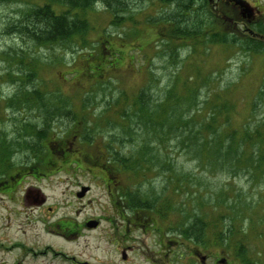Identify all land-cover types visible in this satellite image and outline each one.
I'll return each mask as SVG.
<instances>
[{
	"label": "rangeland",
	"instance_id": "1",
	"mask_svg": "<svg viewBox=\"0 0 264 264\" xmlns=\"http://www.w3.org/2000/svg\"><path fill=\"white\" fill-rule=\"evenodd\" d=\"M18 1L0 5V173L18 174L32 156L45 157L51 166L40 167L42 179L23 172L16 189L0 194L1 236L36 251L53 246L68 258L52 250L33 255L15 249L11 260L124 264L127 255L126 264H148L146 257L161 251L159 255L178 256L196 251L228 258L230 264H247L241 256L249 264H264V168L253 169L249 163L240 169L211 166L177 141L166 145V160L154 161L159 166L145 172L146 164L139 168L129 150L132 137L125 136L120 117L132 112L123 106L149 89L153 105L168 96V104L193 100L182 114L198 113L203 122H212L214 114L216 127L225 133L257 125L264 133V55L254 52L250 39L228 28L233 21L229 7L223 8L221 0H121L109 9L98 1L85 13L78 11L88 23L78 42L36 47L11 34L8 25L19 19L27 4L44 0ZM27 46L33 53L29 55L37 57L27 58L34 77L19 89L17 76L13 82L7 75H16L19 58L12 63L3 53L14 56L13 51ZM111 53L119 59L110 62ZM25 86L48 93L47 102L60 97V103H54L59 116L52 119L50 135L46 130L57 153L42 152L46 140L31 136L36 127L43 128L39 109L12 106ZM210 132L205 131L206 136ZM25 139L27 144H21ZM115 152L130 157L127 167L108 162ZM83 187L88 191L80 197ZM30 188L46 196L42 205L31 200ZM121 198L130 203L149 199L154 206L128 208L127 202L124 210ZM91 221L97 222L96 228L88 227ZM146 221L160 229L176 226L179 236H173L179 244L162 247L159 240L171 231L161 239L159 226H139ZM66 228L70 236L64 238ZM186 228L193 230L189 238L181 236L180 229Z\"/></svg>",
	"mask_w": 264,
	"mask_h": 264
},
{
	"label": "trees",
	"instance_id": "2",
	"mask_svg": "<svg viewBox=\"0 0 264 264\" xmlns=\"http://www.w3.org/2000/svg\"><path fill=\"white\" fill-rule=\"evenodd\" d=\"M13 1L16 2L18 0H0V5ZM98 1H102L109 9L113 8L114 2L121 3V0H44L41 4L29 3L27 4V9H23V11L19 12V19L8 25L9 32L11 34H18L19 37L26 39L27 42L36 47L57 43L61 44L72 40L78 42V36L84 37L85 29L88 26L85 17H80L81 14L78 11L85 13ZM182 1L187 3L188 1L192 2L194 0ZM55 5H59L60 8H62L58 9ZM196 28L197 27L194 26V32H197ZM183 35L188 34L184 33ZM82 40H84V38H82ZM27 47V49L23 48L19 51H13L14 56L13 54H9L10 52L3 53L7 58L11 56L10 61L12 63H14L16 58H19L17 64L19 70L16 72V75L10 72L7 74L13 82L16 81L15 78L17 76V81L22 83L19 89L24 87H22V85L26 83L27 80H30V78L33 79L34 77L33 71H28L30 65L27 66V58L31 57L29 54L33 53L29 49L30 46ZM30 59L34 60L37 59V57H31ZM109 59L110 62L119 59L118 54L111 53ZM94 65L100 66L98 62ZM25 77L26 79L24 80ZM32 79L31 84L34 82ZM32 87L33 88L30 90L28 86H25L24 90L17 92L12 106H29L39 109L44 115L43 128H38L40 130L38 131L35 126L36 128H33L34 130L31 136L33 140H35V138L43 139L42 141H47V139H49V144L52 146H48L45 141L43 145L45 149L42 147L41 151L50 152V154H52L58 150L54 149L55 140H53V136L51 135V138L46 137V130L50 132V128L52 127L51 124L53 125V117L55 115L59 116V114H57L59 109H55L54 103H60V97L55 96L47 102L45 98L49 94L43 93L37 86ZM171 96L176 98L172 91ZM120 98L126 102L125 96H120ZM169 98L170 96H168L164 102L153 105L152 103H154L155 100L153 95L149 93V89H142L135 99L130 100V103L123 106L132 111L131 113L125 111L120 117L125 121L124 126H122L125 136L132 137L130 139L129 150L133 152L134 158H137L135 161L139 163V168L141 164H146L144 167L145 172L157 168L159 164H155V162L160 163L166 160V145L177 141L184 147L187 145L185 148L195 157L207 159L208 165L210 164L211 166L219 163L225 168L237 169L243 163H249L247 166L253 169L264 168V133L259 129L261 125H257L255 128L250 126L244 128L242 133L237 130H232L231 133H225L224 131H220L219 127H216L218 120L214 114L211 117L212 122H203L202 118L197 119L198 113L190 114L189 116L182 114L191 107L193 100L168 104L166 101ZM167 105H169L168 108L166 107ZM27 131L30 133L31 129H27ZM52 131H54V128H52ZM205 131L211 132L206 136ZM50 134L51 132L49 135ZM226 139L228 141H226ZM18 142L20 145V140ZM27 142L28 140L25 139L21 144L26 145ZM121 142L124 143V141ZM31 143L32 141H30V145H32ZM108 145L110 146V143ZM248 147H253V149L248 150ZM162 148H164V150H162ZM109 158V163H119L124 167H127L130 161V157L121 154L118 155L116 152L114 156L112 155ZM161 167L169 169L166 165H161ZM253 172L255 171L253 170ZM145 200H147V198ZM148 200L146 202L144 201L142 203L143 205L139 202L130 203L129 200L126 201L129 204L128 208L132 206V208L140 206L143 208H153L154 204L151 205L152 203H149L151 200ZM199 228V233L203 232V229L201 227ZM191 231L193 232L191 228H186L184 231L180 229L181 236L184 235L188 238L191 237ZM241 257L243 258V262L249 264L244 256Z\"/></svg>",
	"mask_w": 264,
	"mask_h": 264
},
{
	"label": "flooded vegetation",
	"instance_id": "3",
	"mask_svg": "<svg viewBox=\"0 0 264 264\" xmlns=\"http://www.w3.org/2000/svg\"><path fill=\"white\" fill-rule=\"evenodd\" d=\"M245 3L247 7H243L242 4ZM220 5L223 8H228L230 12L232 13V19L233 21L231 22L232 25L228 26V28H233L234 32L237 33L240 37L243 39H250L252 47L254 48V52L258 55L262 54L264 55V0H224L220 1ZM247 9V11H246ZM231 18H229L231 20ZM58 150V149H57ZM58 152V151H57ZM55 152V153H57ZM59 153H61L59 151ZM36 157V158H35ZM32 156V158H29L27 164L23 166L19 173L14 175L12 173H7V174H1L0 175V194H7L11 192L13 189H16L17 186L20 184L22 179L25 177L23 172H26V174L29 175H34L37 179H42L44 176L43 173H41L40 167L41 166H51L49 163L46 162V158H41L38 159V156ZM41 175V176H39ZM27 194L31 198L33 202H35L37 205H42L45 202L46 196L43 195L40 189L38 188H30L27 191ZM78 195V194H77ZM121 205L123 209L125 210V205L127 203L126 199L121 198L120 199ZM141 205H143V202H139ZM140 209L143 208L142 206L139 207ZM144 209V208H143ZM142 211L144 212V210ZM131 212V211H130ZM132 213V212H131ZM122 214V213H121ZM124 214V213H123ZM135 220L140 221V218L136 217ZM145 224H139L140 227H147L146 225L148 222H143ZM151 227L155 226L158 228L157 225L154 223H151L149 225ZM74 226H71L73 228ZM161 226H159L160 233V238L162 239L164 235L169 231H171L172 234L167 235L172 236L170 239H164V240H159L161 246L165 248H170L173 244H179L177 239L174 238V236L178 237V229L176 226H171V227H165L164 229H160ZM170 228V229H168ZM8 226H5L6 232L8 231ZM2 232L3 228L2 226L0 227V254H4L5 258L0 257V264H19L18 258L16 260H11V252L15 249L18 250H23L26 252L27 250L29 253H32L33 255L40 253L42 255H47L50 250L53 251V254L56 256H62L65 258L66 257L62 252L58 251V249L54 248L53 246H48L47 251H36L33 249V247H28L22 243H16V242H11V237L9 236H4L2 237ZM126 232V229L124 231V234ZM63 237H69L70 233L68 234L67 228L65 229V232L62 233ZM68 234V235H67ZM174 235V236H173ZM59 236V235H58ZM56 250V251H55ZM162 253V251L160 252ZM159 253V254H160ZM158 256H148L146 257V262L148 264H178L180 260V264H210L211 263V258L214 259L212 260L213 264H230L228 261V258H219V257H211L210 255H201L200 253L196 251H192L190 255L187 256H178V255H170L165 254V255H159ZM242 258V257H241ZM74 262L78 263L75 257L71 258ZM243 259V258H242ZM124 264L129 262L128 256H124L123 258ZM243 261V260H242ZM131 264V263H130Z\"/></svg>",
	"mask_w": 264,
	"mask_h": 264
},
{
	"label": "water",
	"instance_id": "4",
	"mask_svg": "<svg viewBox=\"0 0 264 264\" xmlns=\"http://www.w3.org/2000/svg\"><path fill=\"white\" fill-rule=\"evenodd\" d=\"M242 6L247 7L245 3H243ZM246 11H247V9H246ZM87 191H88V188L87 187H83L82 192L79 193L78 195L80 197H82ZM88 227H90V228H96L97 227V222L96 221L89 222L88 223Z\"/></svg>",
	"mask_w": 264,
	"mask_h": 264
}]
</instances>
